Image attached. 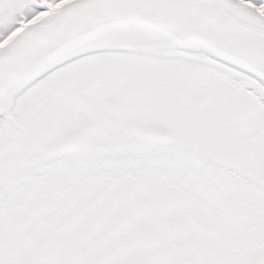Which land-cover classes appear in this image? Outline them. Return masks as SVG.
<instances>
[{
  "label": "snow or ice",
  "instance_id": "obj_1",
  "mask_svg": "<svg viewBox=\"0 0 264 264\" xmlns=\"http://www.w3.org/2000/svg\"><path fill=\"white\" fill-rule=\"evenodd\" d=\"M0 264H264V0H0Z\"/></svg>",
  "mask_w": 264,
  "mask_h": 264
}]
</instances>
